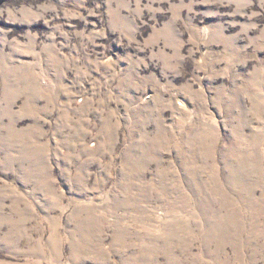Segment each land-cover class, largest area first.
Returning a JSON list of instances; mask_svg holds the SVG:
<instances>
[{
  "label": "rangeland",
  "instance_id": "rangeland-1",
  "mask_svg": "<svg viewBox=\"0 0 264 264\" xmlns=\"http://www.w3.org/2000/svg\"><path fill=\"white\" fill-rule=\"evenodd\" d=\"M0 264H264V0H0Z\"/></svg>",
  "mask_w": 264,
  "mask_h": 264
}]
</instances>
